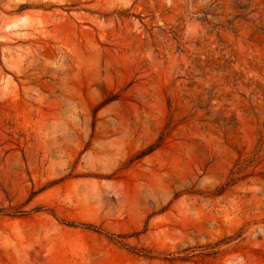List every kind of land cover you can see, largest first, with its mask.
<instances>
[{"label": "rangeland", "instance_id": "obj_1", "mask_svg": "<svg viewBox=\"0 0 264 264\" xmlns=\"http://www.w3.org/2000/svg\"><path fill=\"white\" fill-rule=\"evenodd\" d=\"M0 264H264V0H0Z\"/></svg>", "mask_w": 264, "mask_h": 264}, {"label": "trees", "instance_id": "obj_2", "mask_svg": "<svg viewBox=\"0 0 264 264\" xmlns=\"http://www.w3.org/2000/svg\"><path fill=\"white\" fill-rule=\"evenodd\" d=\"M88 226H90L91 228H96V227L93 226V225H88ZM169 256H170V255H169ZM189 257H190V255H187V256H185V257H182V256H172V257H164V258H166L167 260H176V259L184 260V259L189 258Z\"/></svg>", "mask_w": 264, "mask_h": 264}]
</instances>
